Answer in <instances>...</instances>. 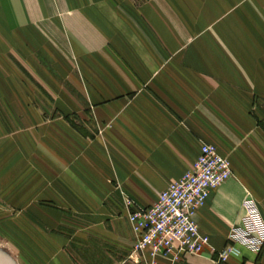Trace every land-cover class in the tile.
I'll return each mask as SVG.
<instances>
[{
    "label": "crops",
    "instance_id": "1",
    "mask_svg": "<svg viewBox=\"0 0 264 264\" xmlns=\"http://www.w3.org/2000/svg\"><path fill=\"white\" fill-rule=\"evenodd\" d=\"M202 143L232 170L195 215L209 246L134 252L125 200L151 205ZM247 197L264 221V0H0V198L25 232L6 261L264 264L218 259Z\"/></svg>",
    "mask_w": 264,
    "mask_h": 264
},
{
    "label": "built area",
    "instance_id": "2",
    "mask_svg": "<svg viewBox=\"0 0 264 264\" xmlns=\"http://www.w3.org/2000/svg\"><path fill=\"white\" fill-rule=\"evenodd\" d=\"M231 176L229 160L215 146L202 143L191 168L161 190L151 205L142 207L126 199L128 218L136 233L133 251L149 248L153 256L161 255L171 261L201 254L209 246V238L200 232L195 215L210 191ZM236 244L254 251L264 246V221L251 197L242 202L240 222L230 229L227 243L219 253L220 262L226 261Z\"/></svg>",
    "mask_w": 264,
    "mask_h": 264
},
{
    "label": "rangeland",
    "instance_id": "3",
    "mask_svg": "<svg viewBox=\"0 0 264 264\" xmlns=\"http://www.w3.org/2000/svg\"><path fill=\"white\" fill-rule=\"evenodd\" d=\"M52 112V111H51ZM57 112V111H55ZM255 112V111H253ZM65 120L68 121L70 124H73L77 128L83 126L84 123L76 118V116H64ZM79 121V122H78ZM36 168H34L35 170ZM131 200V199H130ZM134 202V201H133ZM135 203V202H134ZM7 202L6 199H1L0 198V251H3L6 253L7 247L1 245L2 243L6 244V240L13 241L14 243H22L21 239L25 235V232L22 231H14L13 228V223H22L24 221L23 215L21 214V209L16 208L17 205L14 206H8L7 207ZM35 205H41V206H47L49 208H54L49 202L47 201H35L32 203V206ZM57 232V231H55ZM34 236L37 237L36 232H33ZM60 233L61 232H57ZM15 239V240H14ZM17 240V241H16ZM16 248L18 249L17 252L20 250V247Z\"/></svg>",
    "mask_w": 264,
    "mask_h": 264
},
{
    "label": "water",
    "instance_id": "4",
    "mask_svg": "<svg viewBox=\"0 0 264 264\" xmlns=\"http://www.w3.org/2000/svg\"><path fill=\"white\" fill-rule=\"evenodd\" d=\"M6 257H7L6 254H4L2 251H0V264L3 263V261L6 259ZM5 263L6 264H14V262L10 259H8V261H6Z\"/></svg>",
    "mask_w": 264,
    "mask_h": 264
}]
</instances>
